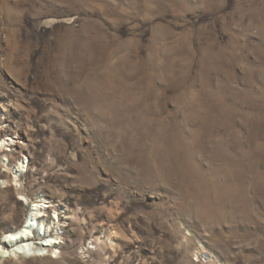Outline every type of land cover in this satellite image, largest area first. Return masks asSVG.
Returning <instances> with one entry per match:
<instances>
[{"label": "rangeland", "instance_id": "374dc122", "mask_svg": "<svg viewBox=\"0 0 264 264\" xmlns=\"http://www.w3.org/2000/svg\"><path fill=\"white\" fill-rule=\"evenodd\" d=\"M0 141V264H264V0H0Z\"/></svg>", "mask_w": 264, "mask_h": 264}, {"label": "bare ground", "instance_id": "6f19581e", "mask_svg": "<svg viewBox=\"0 0 264 264\" xmlns=\"http://www.w3.org/2000/svg\"><path fill=\"white\" fill-rule=\"evenodd\" d=\"M9 139H3V143L1 144L2 141H0L1 146L5 145L8 146L9 144H6L5 141ZM3 152V153H2ZM6 154V151L3 148L0 147V156ZM23 167L24 164H21ZM5 184L6 187H13L16 192L19 194H23L24 189L23 186L20 183V177L16 175L13 179L9 177V175L5 176ZM24 195V194H23ZM42 201H38L36 213L34 214V217L32 220L34 223L41 222L42 224L47 221L46 216L50 212L51 208L54 210L56 213L58 210L52 206V202L49 201L48 197H42ZM49 201V202H48ZM49 203V207L41 205L42 203ZM49 209V211L47 210ZM28 221V220H27ZM33 222L26 224L25 226L21 227L15 232L7 233L5 236V239L3 240V245L2 242L0 243V256L3 258H8V257H42L46 255L48 252H51V250L54 253V250L56 248V243L52 242V237L51 234L47 233L45 234L43 240L37 241L31 236V232L34 228ZM30 231V232H29ZM45 240V242H44ZM7 249V250H6ZM54 249V250H53ZM9 254L8 256H6Z\"/></svg>", "mask_w": 264, "mask_h": 264}]
</instances>
